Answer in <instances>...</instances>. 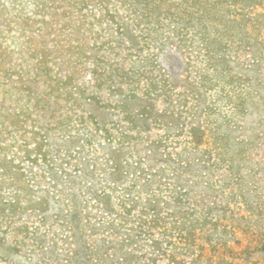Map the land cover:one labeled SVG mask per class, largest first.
<instances>
[{
    "label": "rangeland",
    "instance_id": "obj_1",
    "mask_svg": "<svg viewBox=\"0 0 264 264\" xmlns=\"http://www.w3.org/2000/svg\"><path fill=\"white\" fill-rule=\"evenodd\" d=\"M147 1L153 19L141 27V46L145 56L152 54L153 68L158 47L173 52L159 62L175 71L159 68L150 75L158 81L148 89L150 102L156 112L168 110L164 118L133 130L123 142L131 160L146 159L150 175L162 172L137 194L160 202L162 228L153 227L162 243L154 248L153 237L143 236L119 246L120 260L103 264H264V0ZM25 2L0 0V162L19 153L35 161L36 173L81 176L70 189L80 208L90 199L86 183L105 182V160L120 146L123 129H114L110 142L90 120L76 117L82 110L73 109L72 101L28 97L18 81L20 64L27 59L28 71L36 60L31 53L44 45L23 31ZM126 13L124 5L120 14ZM144 84L136 88L140 97L147 92ZM193 125L205 128L202 146L188 141ZM86 163L91 173L84 177ZM25 165L29 170L32 163ZM61 180L47 173L42 188L56 192L53 183L63 186ZM56 201L41 225L43 251L10 253L2 264H98L68 260L66 231L54 222L68 201Z\"/></svg>",
    "mask_w": 264,
    "mask_h": 264
},
{
    "label": "trees",
    "instance_id": "obj_2",
    "mask_svg": "<svg viewBox=\"0 0 264 264\" xmlns=\"http://www.w3.org/2000/svg\"><path fill=\"white\" fill-rule=\"evenodd\" d=\"M113 1L26 0L23 6L22 15H26L21 21L23 31L40 38L44 45L43 49L31 53L30 58L36 60L28 71L24 67L28 65L27 59L20 64L23 72L18 81L28 97L37 101L54 100L53 97L56 102L72 101L73 109L82 110L76 117L81 121L90 120L110 142L114 129L124 131L120 146L111 149L105 160V182L99 186L86 183L85 192L90 194V199L80 208L76 192L70 189H73V179L81 176L66 171L59 175L44 169L36 173L35 161L30 156L16 153L4 157L0 162V264L10 260L6 256L10 253L26 250L34 254L45 247L41 225L49 221L52 202L62 203L63 196L68 204L59 208L54 222L66 231L69 261L77 258L82 262L103 264L110 260L114 263L120 260L119 246L125 249L140 242L143 236L153 237L154 248L162 243L154 236L158 231L154 227L162 228L160 202L138 196L162 172L150 175L151 168H144L146 159L131 160L124 152L123 141L133 138V130L158 123V118H164L168 112H156L148 89L158 87V81L150 76L154 70L175 71L174 65L170 69L163 65V61L172 58L173 52L158 47V54H154L158 65L151 67L152 54L145 56V47L140 41L143 23L153 19L148 1L125 0L121 4ZM29 5H33L30 13L26 12ZM124 5L127 13L123 17L120 9ZM161 57L164 60L160 63ZM144 61L145 65L137 69L138 63ZM142 79L147 91L144 97L136 91ZM204 129L191 126L189 143L202 146ZM25 161L32 163L29 170ZM88 169L89 163H86L82 170L84 177L90 175ZM47 173L62 179L63 186L53 183L56 192L42 188ZM35 217L40 224L34 221ZM27 258L33 261L29 255Z\"/></svg>",
    "mask_w": 264,
    "mask_h": 264
}]
</instances>
